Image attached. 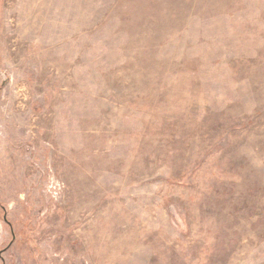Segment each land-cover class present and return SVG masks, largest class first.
Segmentation results:
<instances>
[{
	"label": "rangeland",
	"instance_id": "rangeland-1",
	"mask_svg": "<svg viewBox=\"0 0 264 264\" xmlns=\"http://www.w3.org/2000/svg\"><path fill=\"white\" fill-rule=\"evenodd\" d=\"M0 264H264V0H0Z\"/></svg>",
	"mask_w": 264,
	"mask_h": 264
}]
</instances>
